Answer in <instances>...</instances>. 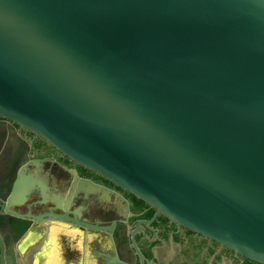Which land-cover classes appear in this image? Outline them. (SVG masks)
<instances>
[{
  "label": "water",
  "instance_id": "95a60500",
  "mask_svg": "<svg viewBox=\"0 0 264 264\" xmlns=\"http://www.w3.org/2000/svg\"><path fill=\"white\" fill-rule=\"evenodd\" d=\"M0 116L264 263V0H0Z\"/></svg>",
  "mask_w": 264,
  "mask_h": 264
},
{
  "label": "flooded vegetation",
  "instance_id": "af4514ba",
  "mask_svg": "<svg viewBox=\"0 0 264 264\" xmlns=\"http://www.w3.org/2000/svg\"><path fill=\"white\" fill-rule=\"evenodd\" d=\"M154 214L0 116V264H264Z\"/></svg>",
  "mask_w": 264,
  "mask_h": 264
},
{
  "label": "bare ground",
  "instance_id": "6f19581e",
  "mask_svg": "<svg viewBox=\"0 0 264 264\" xmlns=\"http://www.w3.org/2000/svg\"><path fill=\"white\" fill-rule=\"evenodd\" d=\"M100 194V193H99Z\"/></svg>",
  "mask_w": 264,
  "mask_h": 264
}]
</instances>
